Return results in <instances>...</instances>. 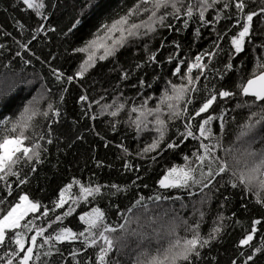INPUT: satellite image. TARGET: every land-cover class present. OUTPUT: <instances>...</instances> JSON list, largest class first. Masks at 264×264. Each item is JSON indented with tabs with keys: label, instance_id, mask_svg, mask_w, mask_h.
Instances as JSON below:
<instances>
[{
	"label": "snow or ice",
	"instance_id": "6c2138e0",
	"mask_svg": "<svg viewBox=\"0 0 264 264\" xmlns=\"http://www.w3.org/2000/svg\"><path fill=\"white\" fill-rule=\"evenodd\" d=\"M22 3L31 9L40 21L47 19L45 0H22ZM233 6L235 16L230 11ZM246 7L245 0H191V2L190 0H136L126 13L114 20L111 25L107 23L102 25L109 36L115 32H119L120 35L118 39L113 40L110 46L105 48L104 55L100 59L115 55L118 48L123 47L129 40L144 39L155 34L160 28L167 27L171 30L173 25L166 23L169 17L175 20L183 18V29H187L195 16L198 26L194 34L197 38L200 36L201 28L211 26V31L215 33L211 49L201 51L190 62L186 63L188 60L186 56L180 58V43L175 40L172 42L174 50L168 56V62L171 63L173 59L177 60L178 66L175 67L173 74L179 75L182 82L174 84L169 81L170 87L165 89L164 94L160 97V103L155 107L149 108L147 99H144L139 107L135 104L131 107V113L137 114L136 119L131 121L135 125L137 134L139 135L141 131L156 133L151 143L138 153L140 158H149L152 162H156L157 155L162 154L165 150L180 147L181 143L189 138L198 141V146L190 155L183 156V165L169 167L162 178L158 180L159 189L165 190L164 192L157 190L148 197L133 194L130 205L124 211L119 212L122 223L115 225L109 223L107 213L104 208L99 206V201L105 198L110 199L121 193L127 194L128 185L102 184L91 179L85 184L74 179L60 190L58 198L52 202L51 208L38 200L30 199L27 194H20L17 202L11 205L5 214H0V250L4 251V256L0 257V264H67L64 260V251L60 246L75 245L76 243H79L81 247L70 248L72 264H120L118 259H109L110 254L115 252L119 256L120 252L128 247L130 237L137 241L136 248L132 249L133 252H137L133 264H204L202 255L204 249H210L225 231L226 217L218 213L217 219L213 221L207 234L201 233V225L206 215V205L210 203L213 195L220 193V190L226 185L231 189L242 186L245 193H254L255 202L264 206V200H261L259 195L260 192H264V134L254 135L258 128L264 125V71H260L258 74L255 71L256 68L264 69V62L260 57H256L252 77L246 83L237 86L242 97L252 98L235 104L236 109L244 107L250 111L249 118L240 126V131L236 136V143L241 140L245 141L246 146L242 148H235V145L224 146L226 125L230 121H235L234 116L229 117L228 115L234 109L227 107V104L229 98H235L236 93L229 90L226 83H221L217 88V83L224 81L227 73L233 70L232 58L245 51L246 40L248 43L252 42L254 17L261 16L262 23H264V6L260 7L258 11L247 13L245 12ZM209 11L215 13L211 19L206 18ZM144 14H147V19L137 23L136 19ZM81 15H83V11ZM234 18L236 23L230 25L227 31L224 33L217 31L216 26L221 20L229 21ZM80 23L81 21L76 19L73 27ZM232 27L239 29L229 37L230 48L234 51L229 52L228 60L222 68L213 67V59L222 52L220 44L223 37L227 35L228 31H231ZM18 28L20 34L23 35L24 25L20 24ZM43 31L44 28L38 26L32 34V39H35L36 34ZM47 31L54 32L55 29L49 27ZM258 34L264 36V32ZM6 35H10V33H6ZM15 42L21 49L27 50L25 43L20 40H15ZM28 43H31V40ZM257 46L264 49V43ZM3 47L4 45L0 44V48ZM97 47H104V45H98L96 40L88 43V48ZM160 47L161 49L164 47L163 42ZM85 50L77 49V51ZM144 50L148 55V62H156V52L148 53L147 43L144 45ZM16 55L20 56L21 53L17 51ZM29 62L25 61V63ZM92 63H94L93 56L89 55L88 60L80 66L77 75L83 76L84 71ZM9 66L6 65V67ZM182 66H186L184 73H181ZM142 67L143 65L137 62L134 69L125 70L122 68L121 79H128L131 71ZM194 69L197 70L195 76H193ZM51 72L57 82L64 83L66 80L67 83H71L73 80L71 76L65 78L63 73L54 67L51 68ZM18 77L19 74L5 75L2 81L4 87L0 88V96H7L16 87L19 82ZM201 77L205 81L202 86ZM209 79L213 81L211 86L208 83ZM139 83L142 87L144 86L143 80ZM42 88L45 93L52 91L47 85H42ZM65 92H67V88H63L59 96L58 102L61 104L64 101L63 93ZM201 92L205 93L202 102L192 114H189V105ZM43 98L45 97H39V99ZM86 99V96L80 97L81 102ZM218 99L220 103H218ZM37 103L38 97L34 96L23 106L22 111L15 118L9 116L0 119V133L3 134L0 138V182L4 183L7 196L12 195V185L7 180L9 176L16 177L20 185L28 182L27 177H20V170L16 166L22 162L25 167L32 164L33 161H35V165L43 163L41 153L47 151L46 145L53 143L50 124L46 128H41L38 134L33 133L38 135L40 141H45L44 145L38 141H33L30 145L25 143L32 140V137L26 133L33 128L38 117L48 118L51 114L54 122H58V118L61 116L60 109L55 107L56 102L49 101L47 109L43 112L35 106ZM96 103L100 102L96 101ZM213 105L216 107L213 108ZM124 108V102L117 103L113 100L112 104L101 105V112L105 109H113L108 114L116 117ZM254 108L255 111L252 110ZM210 109H212L211 112ZM205 113L207 115L202 116ZM196 117H201V119L196 121L194 129L193 121L196 120ZM91 118L96 119L95 116ZM178 119L183 120V130L177 129V140L165 143L169 123H174ZM214 121L217 122L218 134L214 133L211 127ZM113 129H115V125H113ZM79 139H83V137H79ZM257 143L262 144L258 150L254 148ZM162 144L164 147H161ZM117 147L121 148L125 156L132 155L123 145ZM148 153H157V155L146 157ZM35 165L31 167L33 173L36 171ZM241 165L243 166L241 167ZM100 166H102V162L97 163V167ZM123 168L125 171L139 173V167L130 161H125ZM217 177L220 178L219 181ZM140 179L142 177L137 175L133 186H137L136 181ZM74 186L78 188V191L74 195H70ZM142 187H147V184H143ZM174 189L187 192L190 196H199L198 201L193 205L191 217L181 216L171 207L174 202H180L182 209L186 207L182 195H169V190ZM222 195L223 200L227 203L229 196ZM6 202L7 197L0 199V205ZM81 202L93 206L78 215V221L84 227L74 230L64 221L75 213ZM166 204L168 207H164ZM66 205L67 207H65ZM152 205L162 208V212L158 215H150L153 213ZM223 206L221 205V207ZM243 207L247 206L243 205ZM60 209L63 211L58 212L57 210ZM141 211L143 215L148 216L150 224L153 225L150 231H144L140 224ZM50 212L52 217L47 219ZM36 213L40 214L39 217L35 215ZM30 216L31 219H29ZM233 217H235V213H233ZM37 219L45 223L38 225ZM234 222L239 223V221ZM133 223L136 224V228L131 227ZM158 223L159 227H155ZM261 224V219L252 221L250 232L239 241L241 247L250 246V242L253 241L257 232L256 226ZM53 225H57V227L53 228ZM181 227L186 234L184 237L179 235L178 230ZM49 229L52 231L49 232ZM33 232L34 234L29 236V233ZM117 232L120 233L119 237L114 235ZM164 237L168 238L166 246L160 243ZM151 241H155L158 247L154 254L149 255L148 250L141 246ZM117 244H119V248L116 247ZM26 245L28 246L26 247ZM88 249L95 250L94 261L89 258L91 254L83 256ZM261 252H264V239L261 240L260 246L254 247L245 257L243 264H249L250 261H253L254 256ZM240 255L243 253L241 252ZM54 256L57 257L56 260L52 259ZM80 257H83V261ZM208 264H211V261ZM231 264H236V260L233 259Z\"/></svg>",
	"mask_w": 264,
	"mask_h": 264
},
{
	"label": "trees",
	"instance_id": "16d2710c",
	"mask_svg": "<svg viewBox=\"0 0 264 264\" xmlns=\"http://www.w3.org/2000/svg\"><path fill=\"white\" fill-rule=\"evenodd\" d=\"M135 2L136 0H45L47 19L40 21L31 9L23 5L22 0H0V44L4 45L3 48H0V88L4 87L2 81L5 75L19 74V82L16 87L7 96H0V119L9 116L15 118L22 111L23 106L34 96L38 97V103L35 106L41 112L47 109L49 101L56 102L55 107L61 111L58 122H54L51 114L48 118L40 116L35 121L36 134L41 131V128L51 125L53 143L46 145L47 151L41 153L43 163L35 165V161H33L32 164L25 167L22 162L16 166L20 170V177H27L28 182L20 185L16 177L9 176L7 180L12 185L11 196H7L4 183L0 182V199L7 197V202L0 205V214H5L10 206L17 202L20 194H27L30 199L38 200L51 208L52 202L58 198L60 190L67 184L74 179L87 184L91 179L102 184L116 183L121 186H129L127 194L121 193L110 199L105 198L99 201V206L104 208L107 213L109 223L113 225L122 223L119 212L124 211L130 205L133 194L148 197L157 190L164 192L165 190L159 189L158 180L162 178L169 167L183 165V156L190 155L192 151L196 150L198 141L189 138L181 143L180 147L165 150L160 155L157 153L146 154V157L157 155L156 162H152L149 158H140L138 153L151 143L156 133L145 131L137 134L135 125L131 123L136 119L137 114L131 113V107L133 104L139 107L144 99H147L149 108L155 107L160 103V97L164 94L165 89L170 87L169 81L174 84L182 82L179 75L173 74L175 67L178 66L177 60L173 59L171 63L168 62V56L174 50L172 44L174 40L180 43V58L186 56L187 63L201 51L211 49L215 33L211 31V26L201 28L200 36L197 38L194 34L198 26L195 16L187 29H183V18L175 20L169 17L166 23L173 25L171 30L167 27L160 28L155 34L126 45L113 57L105 60L96 59L98 48H88V43L103 38L106 29H103L102 25L104 23L111 25L114 20L124 15ZM245 4L247 5L246 13L258 11L260 7L264 6V0H255V2L245 0ZM82 11L83 15H81ZM162 11L164 10L162 9ZM230 11L235 16L234 6ZM214 14V11H209L206 18L211 19ZM76 19H79L81 23L73 27ZM143 19H145L144 16L136 20L139 23ZM235 23V18L229 21L221 20L216 26L217 31L224 33L230 25ZM20 24L25 28L23 35L20 34L18 28ZM38 26L43 27L44 31L36 34V38L32 39V34ZM49 27L54 28L55 31H47ZM252 27L254 34L252 42L248 43L246 40L245 51L235 55L231 60L233 70L227 73L224 81L217 83V88L221 83H226L229 90L236 93L235 98H229L227 104V107L234 109L228 115L229 117L234 116L235 121H230L226 125L225 147L235 145V148H238L236 147V136L240 131V126L250 116L249 109L235 108L237 102L252 99L242 97L237 86L246 83L252 77L256 57H260L264 62V49L257 46L264 43V36L258 34L264 32L261 16L254 17ZM238 30L237 27H232L231 31L224 35L220 44L222 52L213 59V67L222 68L228 60L229 52L234 51L230 48L229 37ZM6 33H10V35H6ZM15 40L25 43L27 50L21 49ZM29 40L31 43H28ZM162 42L164 47L161 49ZM145 43H147L148 53L156 52V62H148V55L144 50ZM77 49L86 50L77 51ZM17 51L21 53L20 56L16 55ZM89 55L93 56L94 63L87 67L83 76H78L80 66L88 60ZM25 61L30 62L25 63ZM137 62L141 63L143 67L131 71L128 79H121V69H134ZM6 65L10 66L6 67ZM53 67L63 73L65 78L73 77L72 82L67 83L66 80L64 83L57 82L51 72ZM196 71L193 70V76ZM255 71L258 74L264 69L256 68ZM184 72H186V66L181 67V73ZM141 80L144 81L143 87L139 83ZM200 83L201 86L205 83L203 77H201ZM208 83L211 86L213 81L209 79ZM42 85H47L52 91L45 93ZM63 88H67V92L63 93L64 101L61 104L58 101ZM82 95L87 97L83 102L80 101ZM204 95L203 92L196 95L193 103L189 105V114H192L194 109L200 105ZM40 96L45 98L39 99ZM113 100L117 103H125V108L116 117L108 114L113 109L109 111L105 109L101 112V105L112 104ZM96 101L100 103L97 104ZM218 103H220L219 99ZM215 107L216 105H213V108ZM209 111L211 112L212 109ZM206 115V113L202 114V116ZM92 116H95L96 119L93 120ZM200 119L201 117H196V120L193 121L194 129L196 121ZM113 125H115V129H113ZM211 127L213 132L218 134L217 122H212ZM177 129L183 130L182 119L169 123L165 143L177 140ZM33 133L32 129L28 131V136L32 137V140L25 143L30 145L33 141H38L44 145L45 141H40L38 135ZM254 134L256 136L264 134V125L260 126ZM2 135L0 133V138ZM79 137H83V139H79ZM118 145L126 147L132 155L125 156L121 148L117 147ZM261 146V143H257L254 148L258 150ZM161 147L164 145L162 144ZM234 155H236L235 152ZM241 159L244 158L241 157ZM125 161H130L133 165L138 166L139 173L125 171L123 168ZM98 162H102V166L97 167ZM33 165L36 167L35 173L31 171ZM137 175L142 179L136 181L137 186H133ZM217 180L219 181L220 178L217 177ZM143 184H147V187H142ZM77 191L78 188L74 186L70 195H74ZM222 194L229 196L227 203L223 200ZM169 195H182L186 207L182 209L180 202H174L171 207L181 216L186 218L192 216L193 205L198 201L199 196H190L187 192L175 189L169 190ZM259 195L260 199L264 200V192H260ZM221 205L224 206L221 207ZM243 205L247 207L245 208ZM92 206V204L81 202L75 213L68 217L64 223L74 230L82 229L84 226L78 221V215L89 210ZM164 207H168V205L166 204ZM152 208L153 213L150 215H158L163 210L155 205H152ZM57 211L61 212L63 209ZM218 213L226 217L225 231L210 249H204L202 254L204 264H208L209 261L211 264H231L233 259L236 260V264H243L245 257L254 247L260 246L261 240L264 239V206L256 203L254 193H245L242 186L231 189L226 185L220 190V193L213 195L210 203L206 205V215L201 225L203 235H206L210 230ZM233 213H235V217H233ZM35 215L39 217L40 214L36 213ZM140 215V224L142 227L144 226L143 230L150 231L153 225L150 224L148 216L143 215L142 211ZM51 217L52 213L50 212L47 219H51ZM255 219H261L262 224L256 226L257 232L253 241L250 242V246L241 247L239 241L250 232L252 221ZM234 221H239V223ZM36 222L38 225L45 223L40 219H37ZM55 227L57 225H53V228ZM131 227L136 228V224L133 223ZM155 227H159V223ZM48 231L51 232L52 229ZM178 231L181 237L186 235L182 227ZM33 234L34 232L29 233V236ZM114 235L119 237L120 233L117 232ZM167 239L164 237L160 242L161 245L166 246ZM133 241L128 244L130 249L136 248L137 241L135 239ZM73 246L81 247L79 243L60 246L64 251V260L67 264H72L70 248ZM116 247L119 248V244ZM141 247L146 248L149 255H152L158 245L155 241H151ZM241 252L243 255H240ZM134 253L136 254L133 255L136 256L137 252ZM2 256H4V251L0 250V257ZM83 256H89L94 261L95 250L88 249ZM135 256L127 260L124 259L122 252L119 256L114 252L110 254L109 259H118L120 264H133ZM52 259L56 260L57 257L54 256ZM80 259L83 261V257ZM249 264H264V252L256 254Z\"/></svg>",
	"mask_w": 264,
	"mask_h": 264
},
{
	"label": "rangeland",
	"instance_id": "374dc122",
	"mask_svg": "<svg viewBox=\"0 0 264 264\" xmlns=\"http://www.w3.org/2000/svg\"><path fill=\"white\" fill-rule=\"evenodd\" d=\"M142 16H144L145 17V19H147V14H144V15H142ZM142 16H140L139 18H141ZM138 21H139V19H138ZM138 21L136 20V22L138 23ZM119 35H120V33L119 32H115V33H113V34H111V36H109V34H108V32H107V30H105V33H104V35H103V38H101V39H99L97 42H98V45L99 44H103L104 45V47H97L98 48V54H97V57H96V59H100V57L102 56V55H104V52H105V48L106 47H108V46H110L111 44H112V42H113V40L114 39H118L119 38ZM138 41V40H137ZM131 43H135V40H129L128 42H126L125 43V45L123 46V47H125L126 45H128V44H131ZM123 47H119L118 48V50L116 51V53L120 50V49H122ZM115 53V54H116ZM114 55H110V56H108V57H106L105 59H107V58H110V57H113ZM105 59H101V60H105ZM163 107V106H162ZM110 109H107V111H109ZM167 109L165 108V111H166ZM149 119H151V117H149ZM151 125H149V127H150ZM31 130V129H30ZM29 130V131H30ZM36 131V129H35V122H34V125H33V128H32V132H35ZM143 132H145V131H141V133H143ZM26 135H28V132L26 133ZM255 135V134H254ZM246 144H245V141H243V140H241L239 143H237V145H236V147H238V148H241V147H243V146H245ZM18 155H22V154H18ZM144 227V226H143ZM116 236V235H115ZM129 240H131V241H129ZM129 240H128V244L130 243L131 244V242H134L133 240H134V238H129ZM122 254H123V256H124V259H129L130 257H133V256H135V255H133V254H136V253H134L133 251H132V249H130L129 248V245H128V247L127 248H125L123 251H122Z\"/></svg>",
	"mask_w": 264,
	"mask_h": 264
},
{
	"label": "bare ground",
	"instance_id": "6f19581e",
	"mask_svg": "<svg viewBox=\"0 0 264 264\" xmlns=\"http://www.w3.org/2000/svg\"><path fill=\"white\" fill-rule=\"evenodd\" d=\"M108 57V56H107ZM165 59V58H164ZM161 62V61H160ZM164 64V63H163ZM121 77V76H120Z\"/></svg>",
	"mask_w": 264,
	"mask_h": 264
},
{
	"label": "water",
	"instance_id": "95a60500",
	"mask_svg": "<svg viewBox=\"0 0 264 264\" xmlns=\"http://www.w3.org/2000/svg\"><path fill=\"white\" fill-rule=\"evenodd\" d=\"M248 98H250V97H248Z\"/></svg>",
	"mask_w": 264,
	"mask_h": 264
}]
</instances>
